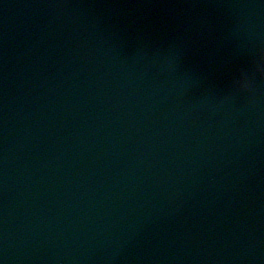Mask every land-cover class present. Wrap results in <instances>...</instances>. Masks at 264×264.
Segmentation results:
<instances>
[{
	"label": "clouds",
	"instance_id": "1",
	"mask_svg": "<svg viewBox=\"0 0 264 264\" xmlns=\"http://www.w3.org/2000/svg\"><path fill=\"white\" fill-rule=\"evenodd\" d=\"M262 65H264V48H261L259 52L257 70H264L261 68ZM240 87L247 89L250 87V82L247 79H242ZM0 264H2V262H0Z\"/></svg>",
	"mask_w": 264,
	"mask_h": 264
}]
</instances>
